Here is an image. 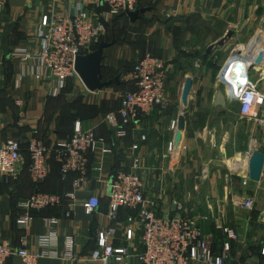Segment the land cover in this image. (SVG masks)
<instances>
[{"label": "crops", "instance_id": "0c3cea01", "mask_svg": "<svg viewBox=\"0 0 264 264\" xmlns=\"http://www.w3.org/2000/svg\"><path fill=\"white\" fill-rule=\"evenodd\" d=\"M138 1L140 8L147 11L136 22L111 13L100 0H7L0 11V142L17 139L25 151V160L15 174L0 178L1 236L14 246L26 236L29 250L39 253V236L51 233L52 253L42 257L40 264H103L91 259V253L98 248L97 230L112 228L115 235L111 244L125 247L124 262L136 264L143 250L139 211L122 207L118 217L111 220L107 184L116 171L130 170L132 158L137 157L145 197L155 204L159 214L195 217L215 248L221 247L215 224L225 223L245 237L241 244L247 242L243 245L246 250L251 246L249 242H254L249 251L252 256L264 259V177L260 181L250 179L249 162L244 156L257 139L249 138L240 104L231 98L230 84L222 76L232 56L237 61L230 75L235 78L237 67L254 62L260 52L263 61L252 63L249 73L256 79L264 75V0ZM77 7L99 17L111 30V38L103 35L115 41L104 50L103 75H109L107 80L148 52L172 64L166 80V106L130 124L124 137H119L105 120L108 112L120 107L119 89L91 92L77 81V91L65 95L71 101H58L51 93L50 79L36 78L33 60L24 62L16 54L18 50H39L37 32L44 15H65ZM173 19L177 21L169 28ZM228 30L234 35L224 46H216L208 53V48ZM189 76L194 83L185 107L182 93ZM21 109L25 111L22 116ZM181 114L186 117V128L171 156L168 144L176 134L171 124ZM78 120L84 129L105 137L112 152L91 157V168L78 188L74 181L79 175L72 173L63 179L61 164L54 157L48 161V178L35 183L26 156L32 132L39 130L38 136L52 147L58 139L74 132ZM261 146L258 150L264 152ZM74 189L75 199H66L63 207L33 210L26 230L17 225L20 200L40 190L64 196ZM90 196L100 199L93 213L82 205ZM68 210L70 215L66 214ZM130 217L134 221H129ZM51 218L59 222L49 225ZM68 235L75 238L79 257L76 261L62 257ZM243 246L235 247V252L238 254ZM7 264L21 262L12 257ZM108 264L120 263L111 260Z\"/></svg>", "mask_w": 264, "mask_h": 264}, {"label": "built area", "instance_id": "2783aa9c", "mask_svg": "<svg viewBox=\"0 0 264 264\" xmlns=\"http://www.w3.org/2000/svg\"><path fill=\"white\" fill-rule=\"evenodd\" d=\"M6 2L7 0H0V11L6 6ZM100 3L106 5L115 15H127L128 12L140 8L138 0H100ZM106 32V24L83 7H77L65 15L55 17L44 15L37 32L40 40L39 50L34 52L18 50L16 54L24 62L33 60L36 65L34 76L38 79H50L53 83L51 93L56 95L66 87L70 79L77 77L75 70L77 56L94 50V46ZM235 60L236 56H232L222 70V76L227 78L230 84L231 98L240 104L242 117L256 119L257 123L264 125V91L259 84L264 75L259 79L253 78L249 73V67L254 62L250 60L243 63L245 73L241 71L233 78L230 73ZM171 66V63L151 53H146L135 63L129 75L134 88L121 92L119 109L105 116L106 122L119 137L127 135L130 124L157 108L166 106V80ZM196 66L200 67V64ZM258 70L262 71L260 68ZM261 107L263 108L259 116L256 113ZM24 114L25 111L21 109L20 116ZM177 127L178 119H174L171 129L177 131ZM38 133V130H34L28 141L29 173L35 183L47 179L49 157L54 155L55 160L61 164L63 179H68L72 173L79 175L74 181L75 188H78L91 168V157L97 153L112 152L106 138L93 130L84 129L80 120L76 121L74 132L70 136L57 140L52 147H48ZM258 145L255 140L246 151L244 156L247 163L254 150L258 149ZM176 147L175 139H172L168 144L169 155H174ZM24 160L19 140L11 138L0 142V178L13 176ZM139 169L140 161L133 157L130 170L116 171L107 184L110 200L108 216L111 220L118 217L122 207L139 211L137 221L142 226L143 250L139 253L136 264H225L231 256L233 242L239 240L237 230L225 223H216L215 227L222 235L220 250L216 251L195 217L182 213L161 215L157 212L155 204L145 197L144 182ZM263 177L264 168L261 179ZM75 197V189L64 196L37 191L27 199L19 201L20 211L16 223L26 230L33 219V210L63 207L66 199L74 200ZM82 205L88 213H93L99 207L100 199L97 196H90ZM66 214L70 215L71 211L68 210ZM129 221H134V218L130 217ZM48 222L49 225H56L59 220L51 218ZM114 235L115 230L112 228L100 227L97 230L98 248L91 253V259L99 260L103 264H108L111 260L126 264L124 257L127 249L111 244ZM38 242L41 252L33 253L29 250L26 236L21 239L20 245L14 246L0 233V264H7L12 257L18 258L21 264H40L42 257L50 256L52 253L51 233L39 236ZM62 257L70 261L79 258L74 236L65 237Z\"/></svg>", "mask_w": 264, "mask_h": 264}, {"label": "water", "instance_id": "95a60500", "mask_svg": "<svg viewBox=\"0 0 264 264\" xmlns=\"http://www.w3.org/2000/svg\"><path fill=\"white\" fill-rule=\"evenodd\" d=\"M147 11L146 8H139L135 11L128 12V18L131 22H136L142 17V14ZM177 19H173L168 24L170 28ZM234 35V31L228 30L227 33L219 39L216 43L212 44L208 48V53L216 46H224L225 43ZM113 41H109L108 38L102 37L99 41L97 47L86 53L79 54L75 62V70L77 75L81 79L82 83L85 85L87 90L95 92L98 90H103L109 86L114 85L115 83L120 84V75H117L114 79H105L103 75V60H104V50L114 44ZM263 61V52H260L254 61V64H261ZM194 80L191 76L186 78L183 93H182V102L185 107L189 105L190 96L193 90ZM186 128V117L184 114L179 115L178 118V127L175 134V144L178 146L182 140L183 132ZM249 177L253 181H260L264 168V152L256 149L253 152V155L249 159ZM175 210V206H174Z\"/></svg>", "mask_w": 264, "mask_h": 264}, {"label": "rangeland", "instance_id": "374dc122", "mask_svg": "<svg viewBox=\"0 0 264 264\" xmlns=\"http://www.w3.org/2000/svg\"><path fill=\"white\" fill-rule=\"evenodd\" d=\"M105 34H107V35L109 34L108 36H109V38H111L110 37V35H111L110 28L107 27V32ZM101 38L99 39V41L101 40ZM148 53H150V52H148ZM133 66L130 65L129 68H125V69L121 70V72H119L118 75H120V81H121V84L120 85H118L117 83H115L114 85H112V87H110V86H109L110 88L107 87V89H112V88L113 89H119V91H121V92L122 91L125 92V91L132 90L134 88V84H133V81L131 80V78L129 77V75H130V71L132 70ZM108 76L109 75H105L104 77L106 79H108L109 78ZM111 78L114 79V76H112ZM77 81L80 83V85H83V83H82V81H81V79L79 78L78 75H77V77H75L73 79H70L68 81V83H67L66 89H62L58 94L55 95V97L57 98V100L58 101H71L70 98H68L65 95H66L67 92L72 93L74 90L77 91ZM260 87L264 90V81H262L260 83ZM262 108L263 107H261L257 111V113H256L257 115L259 114V116H260V113H261ZM110 112H108V113H110ZM243 120H245L247 122V126L249 128V132H248L249 133V138H251L253 136L256 137L255 139H257V140L260 141V142H258V144L259 145H262L261 147L264 149V125H262L261 123H257L256 122V119H250V118H245L244 117ZM249 122L250 123H253V126L252 127L249 125ZM218 237H219L218 240L219 239L222 240V235L220 233L218 234ZM244 238H245L244 236L242 238V236L240 237V235H239V240L233 242V250H232L231 256H230L229 259L226 260V263L225 264H264V259L263 258H258L257 255H255V256L253 255L252 256V254L249 252L250 251V248H252V246L255 245L254 242H252V241L249 242L251 246L247 250L244 248L243 245H245L247 243V242H243V244H241V242L244 241ZM250 238H248L246 241H248ZM239 246H243V247L241 248L242 250L239 251V253L237 254V252H235V247H239ZM213 247H214V249L216 251H219V249H220V247L219 248H215V246H213Z\"/></svg>", "mask_w": 264, "mask_h": 264}, {"label": "trees", "instance_id": "16d2710c", "mask_svg": "<svg viewBox=\"0 0 264 264\" xmlns=\"http://www.w3.org/2000/svg\"><path fill=\"white\" fill-rule=\"evenodd\" d=\"M141 6V5H140ZM121 16H123V18H125V19H128V15H125V14H122ZM98 45V44H97ZM97 45H95L94 46V49L97 47ZM120 84H121V81H120ZM67 86V85H66ZM64 89H66V87L64 88ZM38 132H39V130H38ZM71 134H66V135H64L63 137H61L60 139H63V138H66V137H68V136H70ZM59 140V139H58ZM29 141V140H28ZM28 141H27V145H26V156H27V159L29 160V165H30V155H29V152H28ZM21 147H22V151H23V154H25V151H24V148H23V146H22V144H21ZM25 156V155H24ZM51 157H54V155H50V157L49 158H51ZM48 178V177H47ZM40 191H44V190H40ZM219 231H217V233H218ZM220 233V232H219ZM218 233V234H219Z\"/></svg>", "mask_w": 264, "mask_h": 264}, {"label": "bare ground", "instance_id": "6f19581e", "mask_svg": "<svg viewBox=\"0 0 264 264\" xmlns=\"http://www.w3.org/2000/svg\"><path fill=\"white\" fill-rule=\"evenodd\" d=\"M262 42H263V41H262ZM258 47H259V45H258ZM263 48H264V47H263ZM254 51H255V50H254ZM258 52H259V51H258ZM235 61H237V60H235ZM244 65H245V64L241 65L240 67H237V69H238V68H239V69L237 70V72H235V78L237 77V76H236L237 74L241 73L242 70H245V69H244V68H245ZM233 163H234V162H233ZM236 165H237V164H236Z\"/></svg>", "mask_w": 264, "mask_h": 264}]
</instances>
